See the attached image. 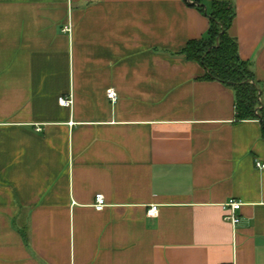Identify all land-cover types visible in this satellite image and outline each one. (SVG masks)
<instances>
[{"label":"crops","instance_id":"0c3cea01","mask_svg":"<svg viewBox=\"0 0 264 264\" xmlns=\"http://www.w3.org/2000/svg\"><path fill=\"white\" fill-rule=\"evenodd\" d=\"M213 1L263 86L264 0ZM210 25L185 0H0V264H264L262 123L179 54Z\"/></svg>","mask_w":264,"mask_h":264},{"label":"trees","instance_id":"16d2710c","mask_svg":"<svg viewBox=\"0 0 264 264\" xmlns=\"http://www.w3.org/2000/svg\"><path fill=\"white\" fill-rule=\"evenodd\" d=\"M185 1L208 16L211 25L204 38L189 41L179 54L188 61L199 63L206 71L205 79L233 88L237 119L260 120L264 136L262 90L254 79L250 63L240 58L238 42L229 32L236 17L235 5L213 1L208 7L203 0Z\"/></svg>","mask_w":264,"mask_h":264},{"label":"built area","instance_id":"2783aa9c","mask_svg":"<svg viewBox=\"0 0 264 264\" xmlns=\"http://www.w3.org/2000/svg\"><path fill=\"white\" fill-rule=\"evenodd\" d=\"M107 96L112 102L117 101V93L114 89H109L107 91ZM59 102L63 106H70L73 102L71 98L62 97L59 99ZM256 167L260 170L264 169V164L260 161H257ZM95 208L97 210H102L106 206L105 197L103 194L96 195ZM243 204L241 201H237L235 199H231L228 203L225 204V211L227 212L225 215V221L230 222L233 227H237L241 221V218L238 215V211L242 208ZM159 208L157 205H153L149 211L148 216L155 217L158 215Z\"/></svg>","mask_w":264,"mask_h":264},{"label":"rangeland","instance_id":"374dc122","mask_svg":"<svg viewBox=\"0 0 264 264\" xmlns=\"http://www.w3.org/2000/svg\"><path fill=\"white\" fill-rule=\"evenodd\" d=\"M259 88L264 92V85L263 86L259 85Z\"/></svg>","mask_w":264,"mask_h":264}]
</instances>
